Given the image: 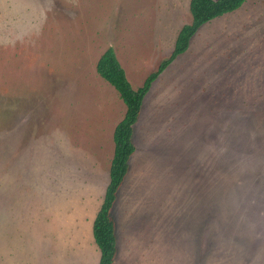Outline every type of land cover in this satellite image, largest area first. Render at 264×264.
Segmentation results:
<instances>
[{
    "label": "rangeland",
    "instance_id": "obj_1",
    "mask_svg": "<svg viewBox=\"0 0 264 264\" xmlns=\"http://www.w3.org/2000/svg\"><path fill=\"white\" fill-rule=\"evenodd\" d=\"M190 0H0V264H99L93 222L133 88ZM112 210L114 264H264V0L203 25L153 83Z\"/></svg>",
    "mask_w": 264,
    "mask_h": 264
},
{
    "label": "trees",
    "instance_id": "obj_2",
    "mask_svg": "<svg viewBox=\"0 0 264 264\" xmlns=\"http://www.w3.org/2000/svg\"><path fill=\"white\" fill-rule=\"evenodd\" d=\"M247 1L190 0L191 22L179 31L170 58L163 61L157 71L150 74L139 89L135 90L132 87L113 48L105 51L99 59L96 66L97 73L116 89L126 105L125 116L116 126L113 135L115 148L109 184L103 203L93 222V236L100 251L99 264H114L118 253L116 224L111 213L117 201L118 191L129 172L131 157L136 152L133 141L134 127L153 83L179 55L189 49L192 38L203 25L240 9Z\"/></svg>",
    "mask_w": 264,
    "mask_h": 264
},
{
    "label": "crops",
    "instance_id": "obj_3",
    "mask_svg": "<svg viewBox=\"0 0 264 264\" xmlns=\"http://www.w3.org/2000/svg\"><path fill=\"white\" fill-rule=\"evenodd\" d=\"M198 33V32H197ZM161 75V74H160ZM158 79V78H157ZM132 85V84H131ZM133 87V86H132ZM148 95V94H147Z\"/></svg>",
    "mask_w": 264,
    "mask_h": 264
}]
</instances>
